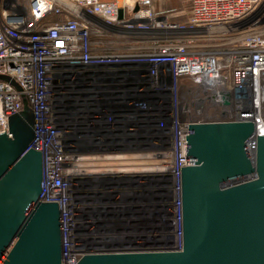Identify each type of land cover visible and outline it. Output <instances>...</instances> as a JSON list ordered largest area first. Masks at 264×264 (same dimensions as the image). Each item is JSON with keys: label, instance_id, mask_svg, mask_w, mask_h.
Instances as JSON below:
<instances>
[{"label": "built area", "instance_id": "1", "mask_svg": "<svg viewBox=\"0 0 264 264\" xmlns=\"http://www.w3.org/2000/svg\"><path fill=\"white\" fill-rule=\"evenodd\" d=\"M0 75L16 84L0 80V133L10 135L8 116L23 99L34 114L27 149L43 157L40 199L60 207L64 264L103 235L87 229L100 218L88 216L83 201L95 173L99 190L127 196L104 207L123 212L104 222L134 220L130 208L140 203L132 198L156 195L149 206L161 210L158 221L178 249L188 124L252 119L264 133V0H0ZM182 79L193 87L179 97ZM148 121L156 124L153 145L146 129L131 140L88 135Z\"/></svg>", "mask_w": 264, "mask_h": 264}, {"label": "water", "instance_id": "2", "mask_svg": "<svg viewBox=\"0 0 264 264\" xmlns=\"http://www.w3.org/2000/svg\"><path fill=\"white\" fill-rule=\"evenodd\" d=\"M121 14L120 9L119 18ZM0 80L14 84L6 75ZM222 95L227 104L229 93ZM33 124L34 114L23 99L19 112L8 116L10 135L0 133V264H64L60 207L40 199L43 157L40 151L27 149L34 139ZM143 125L129 123L123 129L88 135L125 133L131 140L146 129L147 139L154 143L150 132L155 122ZM184 138L180 248H172V232L158 221L161 210L149 206L157 196L140 195L132 198L140 204L128 210L135 219L118 227L102 218L123 212L89 210L88 216L100 218L88 226L90 232L131 234L102 235L87 244L90 251L75 264H264V133H256L252 119L212 120L191 122ZM103 195L108 201L127 200ZM145 214L153 221H146Z\"/></svg>", "mask_w": 264, "mask_h": 264}, {"label": "crops", "instance_id": "3", "mask_svg": "<svg viewBox=\"0 0 264 264\" xmlns=\"http://www.w3.org/2000/svg\"><path fill=\"white\" fill-rule=\"evenodd\" d=\"M168 2L167 4H169ZM94 140H98L95 138ZM102 175L99 173H95V175L90 176V186L91 190L89 193H84V203L85 208L87 210L96 211V209H102L104 207H110L111 206V199H109L106 196L103 195V191L99 190V180L101 179ZM98 188V189H97ZM130 198V197H129Z\"/></svg>", "mask_w": 264, "mask_h": 264}, {"label": "rangeland", "instance_id": "4", "mask_svg": "<svg viewBox=\"0 0 264 264\" xmlns=\"http://www.w3.org/2000/svg\"><path fill=\"white\" fill-rule=\"evenodd\" d=\"M168 5H169V6H172V7H179L181 4H176V3L170 2ZM185 18H186V17H181L180 19H181V20H185ZM177 87H178V88H177V90H176V94L180 97V96H182V95H185V94H184V91H185L186 89H189V88L192 89L193 84H191V82H190L189 80H187V79H182L180 82H178V86H177ZM187 99L189 100L190 97L187 96ZM199 117H200V116H198V119H199ZM202 117H203V116H202ZM207 117H208V116H207ZM212 118H213V116H212ZM212 118L209 117V118H206V119L211 120ZM192 119H197V118H196L195 116H193ZM263 121H264V120H263ZM169 154H172V155H173L172 151H170ZM158 162H159V160H158L157 158L154 157V159H149L147 163H148L149 165H153L154 163H158ZM146 169L149 170L150 172H151V171L154 172L155 170H159V169H157V168H155V167H149V166H147Z\"/></svg>", "mask_w": 264, "mask_h": 264}, {"label": "bare ground", "instance_id": "5", "mask_svg": "<svg viewBox=\"0 0 264 264\" xmlns=\"http://www.w3.org/2000/svg\"><path fill=\"white\" fill-rule=\"evenodd\" d=\"M263 97H264V95H263ZM259 130H260V131H264V126L260 124V125H259Z\"/></svg>", "mask_w": 264, "mask_h": 264}, {"label": "trees", "instance_id": "6", "mask_svg": "<svg viewBox=\"0 0 264 264\" xmlns=\"http://www.w3.org/2000/svg\"><path fill=\"white\" fill-rule=\"evenodd\" d=\"M173 3H174V2H173ZM176 4H180V3H176ZM46 19H47V20H51V19H54V17H52V16H48Z\"/></svg>", "mask_w": 264, "mask_h": 264}]
</instances>
